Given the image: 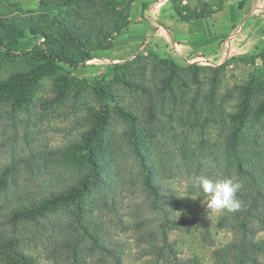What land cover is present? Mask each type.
Listing matches in <instances>:
<instances>
[{
    "label": "rangeland",
    "instance_id": "rangeland-1",
    "mask_svg": "<svg viewBox=\"0 0 264 264\" xmlns=\"http://www.w3.org/2000/svg\"><path fill=\"white\" fill-rule=\"evenodd\" d=\"M87 2L0 0V79L9 80L45 63L48 59L43 54L46 38L59 41L58 45L64 46L74 56L84 55L85 51L90 53V58L77 67L60 64L55 71L40 76L29 94L32 102L18 107L9 102L12 100L9 98L1 107L0 171L11 167L13 159L17 164L20 162L21 167H17L22 168V172L18 182L24 198L34 196L39 187L44 190L60 188L77 179L81 172L73 164L76 155L69 147L92 125L95 112L102 109L93 95L92 86H99L102 78H113L116 63L138 54L173 58L169 46L170 32H173L172 38L177 36L180 40L174 25L177 27L176 20H183L177 10L189 20L197 18L200 22L204 21L205 31H200L202 36L215 32L222 35V41L234 42L226 46L234 54L227 55L229 57L222 62L210 60L211 63L199 64L176 60L178 63L219 66L227 62L223 91L236 82L244 84L250 80L264 88V0H92L88 13L82 9L74 10L77 3L82 5ZM88 15L94 17L92 25L87 23ZM67 23L71 25H64ZM70 29L83 33L91 43L81 45L76 38L74 43L63 41L62 34ZM203 39L207 43L205 37ZM108 43L113 46L107 48ZM203 49L197 56H207ZM208 75L207 71L201 74L203 83L207 82ZM121 91L125 92V102L134 98L123 89ZM113 107L111 103L112 114L115 112ZM114 119L118 121L117 125ZM214 127L212 125L209 133L205 134L208 143L201 150L199 160H194L193 164L195 168L200 166L201 175L206 177L216 175L218 170L216 158L219 151L214 145L221 140V133ZM111 128V132L118 135L123 130V124L114 115ZM203 136L194 135L200 140ZM118 137L115 146L109 140L104 144L107 157L121 164L128 182L123 184L117 175H110L117 181L113 193L115 201L109 199L110 204L94 208L93 218L103 222L107 244L119 249L120 264H155L157 260L151 252L161 237L159 222L162 215L149 207L150 200L141 186L137 159L123 137ZM142 145L157 167L160 182L167 190L166 195L171 197L185 193L188 179L178 171L179 167L184 168L180 162L179 146L159 133L154 138L149 137ZM29 156H32L35 167H39L37 173L25 165L26 160L21 161ZM10 198L15 199L13 195ZM192 199L190 205L182 210L168 208L173 214L182 216L205 211L214 242L204 241L197 229H170L168 236L184 264H220L215 259L216 249L232 237L230 229L218 225L220 215L226 211L209 210L205 193L194 194ZM0 203L4 207L1 199ZM73 207V204L61 205L47 219L26 225L22 250L31 255L37 264H68L62 254L52 253L58 240H74L76 236L68 228ZM139 221L144 223L137 224ZM258 236L264 238V230ZM82 244L83 255L90 264H115L111 256L91 251L89 240Z\"/></svg>",
    "mask_w": 264,
    "mask_h": 264
},
{
    "label": "trees",
    "instance_id": "trees-1",
    "mask_svg": "<svg viewBox=\"0 0 264 264\" xmlns=\"http://www.w3.org/2000/svg\"><path fill=\"white\" fill-rule=\"evenodd\" d=\"M91 1L82 5L77 3L78 8L74 7V10L82 9L88 13L87 9L92 8ZM239 6H242L241 2ZM176 12L183 20H189L178 10ZM86 20L92 25L94 17L88 15ZM75 38L81 45L91 43L89 37L72 29L62 34L65 42L74 43ZM58 44L59 41L46 38L43 54L48 59L45 63L9 80L0 79V110L9 98H12L9 102L18 107L32 102L29 94L39 77L55 71L60 64L77 67L90 58L88 51L74 56ZM112 46L108 43L107 48ZM227 66V62L219 66L180 64L170 56L147 57L141 54L116 63L113 78H102L99 86H92L93 95L102 109L95 112L92 125L69 147L76 155L73 164L81 172L75 181L49 190L39 187L34 196L24 198L18 182L22 172V168H18L20 162L17 164L13 159L11 167L0 171V199L4 204V207L0 205V264H37L22 250L26 225L47 219L50 213L65 204L74 205L70 210L68 228L76 236L74 240H58L52 254H62L68 264H90L83 255L82 244L89 240L91 251H101L115 259V264H120L119 249L107 244L103 222L93 218L94 208L110 204L109 199L115 201L113 193L117 181L110 175H117L123 184L128 182L121 164L107 157L104 144L109 140L115 146L118 136L123 137L137 159L141 186L149 197V207L162 215L159 222L161 237L151 252L156 257L155 264H184L168 230L197 229L203 240L212 244L214 241L206 223L207 213L198 211L182 216L173 214L168 207L182 210L190 205L192 195L203 193L193 183L194 177L203 176L200 166L195 168L193 164L208 143L205 134L212 125L220 131L221 140L214 145L219 151L217 173L207 177L213 180L231 178L242 185L237 193L239 209L226 211L218 219L219 227L230 229L232 237L216 249L215 259L220 264H264V238L258 236L264 230V88L250 80L244 84L236 82L223 91ZM205 71L209 75L207 82L203 83L201 74ZM121 89L135 100L125 102V92ZM229 102L233 106L226 107ZM111 103L114 104L113 114L109 108ZM113 115L123 124L119 135L111 132ZM114 123L117 125L118 121L114 119ZM158 133L179 146L184 168L179 167L178 171L188 179L183 194L166 195L157 167L142 147V143ZM200 134H204L203 138L195 139L194 135L199 137ZM25 160V165L37 173L39 167H35L32 156L21 159ZM14 170L19 171L14 173ZM24 193L29 194V191ZM141 223L144 222L137 224Z\"/></svg>",
    "mask_w": 264,
    "mask_h": 264
},
{
    "label": "crops",
    "instance_id": "crops-1",
    "mask_svg": "<svg viewBox=\"0 0 264 264\" xmlns=\"http://www.w3.org/2000/svg\"><path fill=\"white\" fill-rule=\"evenodd\" d=\"M200 19H192V20H176V25H174V30L178 32V36L181 37L180 40H177V36L173 37L170 32V48L172 49L173 58L181 63H211L214 60L215 62H222V60L226 59L227 55L234 54L233 51H230L228 44L231 46L234 42L231 43L228 41H222V35L215 34V32H209V36H202L200 33L201 30L205 31V23L204 21L200 22ZM162 28V27H161ZM178 29V30H177ZM207 30L209 27L207 25ZM161 33L160 31L158 32ZM206 33V32H205ZM207 40V43L204 41ZM205 42V43H204ZM204 44V45H203ZM205 52L207 56H197L201 49ZM195 52L192 56L191 53ZM236 53V52H235Z\"/></svg>",
    "mask_w": 264,
    "mask_h": 264
},
{
    "label": "clouds",
    "instance_id": "clouds-1",
    "mask_svg": "<svg viewBox=\"0 0 264 264\" xmlns=\"http://www.w3.org/2000/svg\"><path fill=\"white\" fill-rule=\"evenodd\" d=\"M193 183L208 196L207 208L215 212H232L240 207L237 193L242 185L231 178L213 180L206 176L193 178Z\"/></svg>",
    "mask_w": 264,
    "mask_h": 264
}]
</instances>
